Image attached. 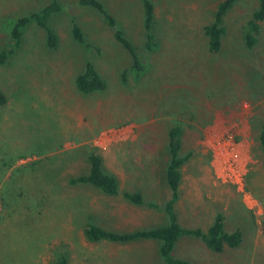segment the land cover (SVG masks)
<instances>
[{
	"label": "rangeland",
	"instance_id": "obj_1",
	"mask_svg": "<svg viewBox=\"0 0 264 264\" xmlns=\"http://www.w3.org/2000/svg\"><path fill=\"white\" fill-rule=\"evenodd\" d=\"M51 1L0 0V52L12 44L14 23ZM79 1L60 0L62 11L50 19L57 49H49L45 31L31 24L21 47L0 65V91L7 98L0 106V264H55L62 255L68 264H163L154 240L93 243L85 231L89 223L120 233L168 224L167 133L174 126L183 130L182 156L193 154L182 169L181 224L205 230L221 213L226 232L243 234L238 249L208 254L199 241H183L177 256L201 264H264V153L258 141L264 129V23L255 49L243 39L258 0H240L229 11L217 54L209 52L204 28L223 0H153L159 43L153 52L145 48L141 1L101 0L146 65L137 79L114 31ZM75 23L91 49L73 38ZM89 62L106 81L105 92L77 91L75 78ZM92 153L117 177L121 194L142 192L145 205L89 185L67 186L89 173ZM64 185L65 207L56 199Z\"/></svg>",
	"mask_w": 264,
	"mask_h": 264
},
{
	"label": "trees",
	"instance_id": "obj_2",
	"mask_svg": "<svg viewBox=\"0 0 264 264\" xmlns=\"http://www.w3.org/2000/svg\"><path fill=\"white\" fill-rule=\"evenodd\" d=\"M143 8V27L145 32V48L148 52H153L158 46V40L155 34L156 8L153 0H140ZM240 0L221 1L214 13L213 22L204 28L208 39V50L212 54L221 51L223 40L227 30L224 26V19L229 11ZM79 5L96 11L103 19L106 26L114 31L115 40L123 46L131 58V70L135 72L136 79L141 77L146 71V65L143 64L138 48L133 42L125 36L123 30L119 27L118 20L109 12L101 0H80ZM63 6L60 0H52L29 16L19 18L13 25L10 35L12 44L8 50L0 52V65H4L9 57L13 55L22 44L24 31L31 24H36L46 33V45L49 49L58 48V38L50 26V19L56 13L62 11ZM264 23V0H258L257 8L253 11L246 24L244 34V44L249 50L257 47L262 24ZM73 38L85 48L91 49V45L86 43L81 28L75 23L72 29ZM124 81L126 73L123 74ZM77 91L82 95H92L105 92L107 83L96 69L92 62L87 63L85 70L75 78ZM7 98L0 91V106L6 105ZM167 149L169 154V163L166 169V181L170 189V197L166 201L164 211L168 217V224L163 227L139 230L129 233H120L104 229L100 226L90 224L87 226L86 238L93 243L107 241L110 243L127 244L137 240H154L160 243V255L163 264H193L186 260L176 259L173 255L177 241L184 236H191L201 239L206 246L216 253H221L225 248L237 249L243 242L241 231L228 233L225 231L224 216L219 213L214 218L213 223L207 231L201 229H190L183 227L178 219L175 205L180 199V184L182 181V169L192 158L193 154L182 156L183 130L180 126L170 128L167 133ZM258 141L262 152L264 153V129L258 136ZM90 165L89 173L69 180L70 185H89L101 190L108 196H119L121 194L119 183L115 176L106 173L103 169V160L97 153L88 156ZM122 196L125 200L136 206L145 205L144 197L141 193L124 192ZM156 207L155 205H150ZM55 264H68L66 256H59Z\"/></svg>",
	"mask_w": 264,
	"mask_h": 264
},
{
	"label": "crops",
	"instance_id": "obj_3",
	"mask_svg": "<svg viewBox=\"0 0 264 264\" xmlns=\"http://www.w3.org/2000/svg\"><path fill=\"white\" fill-rule=\"evenodd\" d=\"M87 162H88V158H87ZM109 174V173H108ZM110 175H112V174H110ZM182 175H183V173H182ZM114 176V175H113ZM117 178V177H116ZM182 179H183V176H182ZM69 182V181H68ZM181 183H182V181H181ZM67 186H72V187H74V186H76V185H70L69 183L67 184ZM81 187H84V186H81ZM180 187H181V184H180ZM65 188H66V185H64V186H62V187H60V190H59V193L56 195V199H57V201L59 202H61L62 203V206L63 207H65V201H64V199H63V197H64V195L63 194H65ZM87 188H90V187H87ZM119 189H120V185H119ZM98 190V189H97ZM100 191V190H99ZM126 192H129V191H126ZM137 191H135V192H130V193H136ZM139 193H141L142 194V192H139ZM63 197H62V196ZM103 195H105V196H108V195H106V194H104L103 193ZM143 195V194H142ZM108 197H111V198H116V197H122L123 198V196H122V194H120L119 196H108ZM143 197H144V195H143ZM168 197V196H167ZM170 197V196H169ZM64 198H66V196L64 197ZM71 198H72V196H71ZM124 199V198H123ZM125 200V199H124ZM68 202H72V199H68L67 200ZM127 201V200H126ZM179 201H180V199H179ZM178 201V202H179ZM128 202V201H127ZM144 202H145V200H144ZM177 202V203H178ZM73 203V202H72ZM130 203V202H129ZM177 203H176V205H177ZM131 204V203H130ZM131 205H133V204H131ZM176 205H175V210L177 211V207H176ZM134 206H136V205H134ZM136 207H139V206H136ZM71 212L73 213V216L74 217H76L77 216V214H75V212H78V209H77V207L73 204V206H72V210H71ZM61 216L64 218L65 217V211H61ZM178 219H179V216H178ZM213 221L214 220H212L210 223H209V225L207 226V229H205L204 230V227H202V228H194V229H201V230H203V231H207L208 230V228L210 227V225L213 223ZM77 222H79V221H77ZM179 222H180V219H179ZM71 223L72 224H77L76 222H75V220L74 219H72V221H71ZM180 224H181V222H180ZM224 224H225V220H224ZM88 225H90V223L88 224ZM182 225V224H181ZM183 226V225H182ZM184 227V226H183ZM187 228V227H186ZM151 229H154V228H151ZM149 230V229H148ZM112 231V230H111ZM137 231H139V230H137ZM135 232V231H134ZM85 236H86V234H85ZM145 241H148V240H137V241H134V242H136L137 244H139V243H142V242H145ZM183 241H196V242H200V246L202 247V251L205 253H208V254H218V253H216V252H213L212 250H210L207 246H206V244L201 240V239H199V238H196V237H191V236H184V237H181L178 241H177V243H176V247H175V250H174V253H173V255H175V258L176 259H182V260H186V261H188V262H191V263H193V264H201L200 262H199V260H197L196 258H189V257H187L186 255H183L182 257H180V256H177V253H179L178 251H177V248H179L178 246H181V244H182V242ZM134 242H132V243H134ZM156 243V244H155ZM155 243H147V244H155V247H154V249H156V252H160V243L158 242V241H155ZM202 243V244H201ZM116 244H118V243H116ZM128 244H130V243H127V244H123V245H128ZM189 248H192V247H189ZM226 249H229V248H225V250ZM238 249V248H237ZM234 250V249H233ZM224 252V251H223ZM223 252H221V253H223ZM185 253V251L183 252V254ZM221 253H219V254H221ZM62 256H65V255H62ZM184 257V258H183Z\"/></svg>",
	"mask_w": 264,
	"mask_h": 264
}]
</instances>
